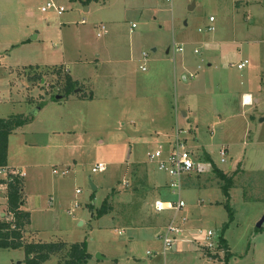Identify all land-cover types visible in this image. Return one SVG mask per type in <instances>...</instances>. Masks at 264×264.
<instances>
[{
    "label": "rangeland",
    "instance_id": "1",
    "mask_svg": "<svg viewBox=\"0 0 264 264\" xmlns=\"http://www.w3.org/2000/svg\"><path fill=\"white\" fill-rule=\"evenodd\" d=\"M50 1L66 11L43 12ZM90 3L0 0V118L30 120L10 136L8 159L26 174L31 221L24 242H85L88 264H264V224L257 228L264 216V0ZM101 25L109 32L98 37ZM67 72L72 93L54 100L65 93ZM238 92L259 102L242 105ZM175 110L195 161L212 145L217 167L228 175L237 170L229 191L232 222L213 169L184 176L178 191L148 157L175 144ZM223 144L230 151L225 164ZM99 163L106 170L93 173ZM8 172L0 169V179ZM3 198L0 189V214ZM105 200L112 210L100 217ZM157 200H183L177 220L212 230L221 260L204 255V235L189 232L162 252L159 236L176 213L158 211ZM5 212L0 221L12 220ZM222 240L228 251L220 249ZM64 254L45 264L61 263ZM25 258L24 249L0 248V264H26Z\"/></svg>",
    "mask_w": 264,
    "mask_h": 264
},
{
    "label": "trees",
    "instance_id": "2",
    "mask_svg": "<svg viewBox=\"0 0 264 264\" xmlns=\"http://www.w3.org/2000/svg\"><path fill=\"white\" fill-rule=\"evenodd\" d=\"M99 0H87L88 3ZM60 73V72H59ZM75 82L72 77L65 74L64 87L65 93H63L62 99L68 98L71 95V87H74ZM54 98V97H53ZM90 100L93 97L88 98ZM54 100H57L55 98ZM30 120L24 116H15L9 119L0 118V169L7 168L9 159V139L10 136L15 133L19 128L28 124ZM200 160H208L212 164L213 172L216 177L219 178L223 183V190L228 196L226 204L229 210L230 222L234 220V214L230 206V195L229 191L233 187L236 171L232 175H228L227 172L217 167L212 161L211 157L206 154L198 156ZM198 159V160H199ZM205 162V161H204ZM198 174V173H197ZM0 185H6L7 187V207L8 212L13 217L12 220L0 221V248L2 249H24L26 258V264H45L53 256L64 253V258L59 264H88L91 259V254L87 251L86 243H74L68 245L66 242H24V231L27 229L30 221L31 214L29 211L23 209L24 194L23 189L25 186V178L20 173L17 174L9 169L6 179H0ZM112 210V207L108 205V201L105 200L103 205L98 212V215L104 216ZM260 229H263L260 228ZM228 244L222 240L220 249L228 251ZM218 254V253H217ZM217 254H213L217 257ZM227 254H229L227 252ZM212 255V254H210ZM213 256H210L213 258ZM114 264H119L115 261Z\"/></svg>",
    "mask_w": 264,
    "mask_h": 264
},
{
    "label": "built area",
    "instance_id": "3",
    "mask_svg": "<svg viewBox=\"0 0 264 264\" xmlns=\"http://www.w3.org/2000/svg\"><path fill=\"white\" fill-rule=\"evenodd\" d=\"M167 2H171V0H167ZM43 12H48L49 10H54L58 15H62L66 8L64 6H57L54 2L50 1L48 2L46 7H43ZM211 22L215 21L214 17L210 18ZM133 28L135 25L132 26ZM209 31H214L215 28L213 26L208 27ZM201 31V30H200ZM108 32L107 28L105 26H101L100 30L98 32V36L101 37L104 34ZM176 51L182 52L184 51V48L182 46H179L176 48ZM196 53H199V50H196ZM143 60L146 62L148 60V53H143ZM249 64L248 60H245L244 62H241L237 65L238 69L242 70ZM141 69L143 71H146V65L141 66ZM187 134L186 131H178L177 132V140L175 141V144L170 149H164L163 147H160L157 151L151 152L148 154V157L151 159L153 163H156L158 168L163 171L164 173H167L170 175L173 180L170 183V187L172 189L180 191L183 184L182 179L186 175H190L192 173H198V174H204L209 169H212V164L204 162L202 160L195 161L192 151L189 148V145L187 144V141L184 139H181V135ZM220 156H221V162L225 163L226 158L228 156V150L227 149H221L220 150ZM107 166L105 163H99L95 165L92 169L93 173L97 172H104L106 170ZM68 172V169L63 170L62 174L66 175ZM20 173V172H16ZM22 175V174H21ZM154 207L158 210H164V209H171L175 211V217L173 220L168 224L166 227V231L159 236V238L162 240L164 244L165 249H171L173 248L175 242L177 241V236L181 235V233L185 230H183L182 226L188 221L186 218H182V222L180 223L177 220V217L180 213H182L186 207V203L183 200H178L177 202H168L163 200H157L155 202ZM199 237L204 235L206 240L208 241L206 246H203L206 248V250L209 251V253L217 254L216 247L213 244L212 239L215 237V233L212 230L208 231H198ZM214 247V250H213Z\"/></svg>",
    "mask_w": 264,
    "mask_h": 264
},
{
    "label": "crops",
    "instance_id": "4",
    "mask_svg": "<svg viewBox=\"0 0 264 264\" xmlns=\"http://www.w3.org/2000/svg\"><path fill=\"white\" fill-rule=\"evenodd\" d=\"M100 1H101V0H99L98 2H100ZM166 1H167V0H166ZM171 1H172V0H171ZM91 5H92V3H90V4H89V7H86L85 10H86V11H90V10H91ZM133 25H135V24H133ZM101 26H102V25H101ZM101 26H100V27H101ZM103 26H105V25H103ZM100 27H99V29H100ZM105 27H106L107 30H108V27H107V26H105ZM98 32H99V31H98ZM98 32H97V35H98ZM108 32H109V31H108ZM108 32H107L106 34H108ZM106 34H104V35H106ZM98 37H99V36H98ZM232 42H236V41H232ZM211 44H213V45H222L221 42H212ZM178 52H179V51H178ZM182 52H183V51H182ZM195 53H196V50H195ZM208 66H209V67H212V63H209ZM245 68H246V67H245ZM245 68H244V69H245ZM244 69H242V70H244ZM190 76H191V78L194 77V76L196 77V75H194L193 73H191ZM195 77H194V78H195ZM183 78H184V81H187V76H186V75H184ZM240 93H241V92H238V94L240 95L239 100H240V98H241L240 101H242V105H245V106H248V105L254 106V102H255V103H258V102H259V100H258L257 98H255V96H254L253 94H251L250 92H243V93H241V94H240ZM256 93H257V92H256ZM94 96H95V95H94ZM248 96L251 97V102L253 101V103L246 104V100H245V98L248 97ZM63 99H64V98H63ZM63 99H60V101L63 100ZM94 99H95V98H93L92 100H94ZM243 100H244V101H243ZM72 101H75V100H72ZM82 101H83V100H82ZM178 116H179V115H178V111L175 110V111H174V125H175V127H176V131H177V129H179L178 131H182V130L178 127V121H179ZM183 118H184L185 120H186V119L188 120V113H187V112H183ZM185 135H186V134H185ZM211 146H212V145H211ZM211 146H209V145L203 146V150H205L204 153H205V154H208L210 157H211V154H210V151H208V148H210ZM189 148H190V147H189ZM205 148H206V149H205ZM224 148L228 150V156H227V158H226V162H225V163H227V161H228V157H229V155H230V154H229L230 151H229V148H228V146H227L226 144L220 145V147H219V153H220V150H221V149H224ZM220 157H221V156H220ZM212 161H213V160H212ZM220 161H221V159H220ZM225 163H224V164H225ZM240 166H241V167H240ZM239 167H240V171H241V172H242V171H243V172H246V169L243 168L242 164H239ZM239 167H238V168H239ZM238 168H237V169H238ZM6 169H8V170L10 169V170L13 171V172H16V171H17V172H21L20 170H17V169H16V170H13V169L10 167L9 162H8V166H7ZM233 171L235 172L236 169L233 170ZM241 172H240V173H241ZM6 174H7V173H6ZM22 175L25 176V175H26L25 172H23ZM235 178H236V176H235ZM4 179H6V177H5ZM0 189L3 191V196H4V198H3L4 204L2 203V205H4V210H3V212H1L0 215H1V217H4V218H5V217L7 216V212H5V211H6V209H8V207H7V196H5V194L7 193V187H6V185H0ZM23 192H24V189H23ZM1 193H2V192H1ZM24 200H25V197H24ZM52 201H53V199H52ZM26 204H27V201L25 200L24 203H23V209L26 210V211H28L27 208H26ZM0 209H1V207H0ZM7 218H9V217H7ZM177 218H178V217H177ZM182 218H186V217H182ZM181 222H182V219H181L180 223H181ZM188 224H189V221H187V222L184 224V226H182L183 230H184V229H185V230L181 233V235L184 234V232H189V234L193 233V236H194V237H197V236L199 237L198 232H197L198 229L195 230L193 227H192V228H189V227H188ZM167 225H168V224H167ZM167 225H166V227H167ZM166 227H165V228H166ZM27 229H28V228H27ZM196 233H197V234H196ZM33 239H34V237H33ZM161 241H162V240H161ZM162 243H163V242H162ZM177 243H178V241H177ZM202 246H203V245H202ZM202 246L200 245V247H202ZM174 247H175V245H174ZM174 247H173V248H174ZM173 248H172V249H173ZM202 248L204 249V250H203V253H205L204 255L207 254V255L209 256L210 259H212V260H214V259H219L218 256H217V257H214L212 253H209V252L206 253V251H205L206 248H204V247H202ZM164 250H165V248H164V244H163V250H162V252H163ZM166 250H167V249H166ZM166 250H165L164 252H168V250H167V251H166ZM170 250H171V249H170ZM222 250H223V249H222ZM148 253H149V252H148ZM210 254H212V255H210ZM210 256H213V258L210 257ZM219 260H221V259H219Z\"/></svg>",
    "mask_w": 264,
    "mask_h": 264
},
{
    "label": "water",
    "instance_id": "5",
    "mask_svg": "<svg viewBox=\"0 0 264 264\" xmlns=\"http://www.w3.org/2000/svg\"><path fill=\"white\" fill-rule=\"evenodd\" d=\"M193 5L192 6H190V9H193ZM79 91V90H78ZM56 98H57V100H60V99H62V96H60V95H58V96H56ZM94 187V189H97L95 186H93ZM263 224H264V216L262 217V219L258 222V224H257V228H262L263 227ZM100 258H101V256H99Z\"/></svg>",
    "mask_w": 264,
    "mask_h": 264
},
{
    "label": "bare ground",
    "instance_id": "6",
    "mask_svg": "<svg viewBox=\"0 0 264 264\" xmlns=\"http://www.w3.org/2000/svg\"><path fill=\"white\" fill-rule=\"evenodd\" d=\"M245 100H246V104H250L251 103V97L250 96L246 97Z\"/></svg>",
    "mask_w": 264,
    "mask_h": 264
}]
</instances>
